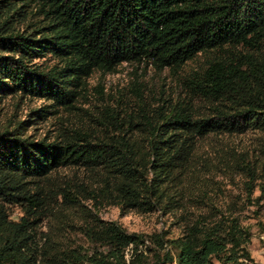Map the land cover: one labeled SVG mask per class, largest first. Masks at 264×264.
I'll use <instances>...</instances> for the list:
<instances>
[{"label":"trees","instance_id":"1","mask_svg":"<svg viewBox=\"0 0 264 264\" xmlns=\"http://www.w3.org/2000/svg\"><path fill=\"white\" fill-rule=\"evenodd\" d=\"M50 58L55 64L45 65ZM125 63L170 70L183 96L154 106L141 98L127 118L107 105L95 127H63L53 141L23 136L26 122L0 132V264H256L240 210L212 205L187 214L189 203L197 206L189 194L200 178L199 142L264 136V0H0V101L52 102L34 114L77 110L95 72ZM254 156L222 161L244 178L250 205H260L264 146ZM72 168L94 185L59 184L55 176ZM82 198L122 212L183 213L182 235L128 233L91 211L80 230L88 252L40 232L64 207H84ZM17 206L23 215L15 221L9 209Z\"/></svg>","mask_w":264,"mask_h":264},{"label":"rangeland","instance_id":"2","mask_svg":"<svg viewBox=\"0 0 264 264\" xmlns=\"http://www.w3.org/2000/svg\"><path fill=\"white\" fill-rule=\"evenodd\" d=\"M55 61L50 58L45 65L52 66ZM76 103L77 110H67L62 107L49 108L48 113L33 112L51 106L52 102L31 97L9 96L0 101V132L13 130L22 122L27 124L19 129L25 137L33 140L53 141L63 127L78 124L96 126L95 120H103V109L109 105L119 111L122 118L131 116L138 111L140 99L154 106L161 98H177L183 96L179 77L170 70L157 71L153 66L146 64L125 63L117 68L116 72H95L87 81L86 90ZM127 118V117H126ZM103 134V130H101ZM264 146V136L249 132L245 135H210L199 142L198 168L200 178L193 183L189 194L196 199V207L189 203L190 215L207 214L214 205L223 211L229 206L240 210L239 216L242 226L251 232V241L247 245L256 264H264V234L261 225H264V203L250 205L247 201V190L244 178L229 170L222 160L234 153H247L250 157L257 155V150ZM59 184L73 182L94 185V178L81 169H63L56 176ZM259 196L256 191L253 198ZM199 201V202H197ZM202 201V202H201ZM205 201V203H203ZM84 207L77 211L64 207V213L46 220L40 227L42 234H56V237L65 246L82 247L88 252L93 248L81 233L84 223V212L91 211L104 221L117 222L128 233L144 235L161 234L167 232L168 239H176L182 235L183 222L180 212L162 215L156 211L141 214L135 211L122 212L119 207H99L94 202L82 198ZM210 205V206H205ZM11 219L17 221L23 214L20 207L9 209ZM186 214L184 216L187 217ZM147 246L155 249L154 245ZM145 256L152 262L153 253L143 247ZM162 252V251H161ZM128 253V258H130ZM213 264H224L216 259Z\"/></svg>","mask_w":264,"mask_h":264},{"label":"built area","instance_id":"3","mask_svg":"<svg viewBox=\"0 0 264 264\" xmlns=\"http://www.w3.org/2000/svg\"><path fill=\"white\" fill-rule=\"evenodd\" d=\"M127 259H129V258H128V255H127Z\"/></svg>","mask_w":264,"mask_h":264}]
</instances>
